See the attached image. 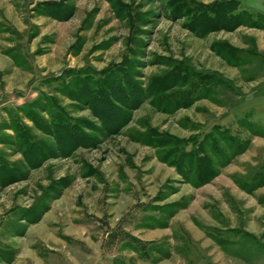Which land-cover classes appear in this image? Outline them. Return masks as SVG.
Here are the masks:
<instances>
[{
	"label": "rangeland",
	"instance_id": "obj_1",
	"mask_svg": "<svg viewBox=\"0 0 264 264\" xmlns=\"http://www.w3.org/2000/svg\"><path fill=\"white\" fill-rule=\"evenodd\" d=\"M0 264H264V0H0Z\"/></svg>",
	"mask_w": 264,
	"mask_h": 264
},
{
	"label": "trees",
	"instance_id": "obj_2",
	"mask_svg": "<svg viewBox=\"0 0 264 264\" xmlns=\"http://www.w3.org/2000/svg\"><path fill=\"white\" fill-rule=\"evenodd\" d=\"M247 16H250L249 13L248 14L247 13L246 14H241L240 16H238V19L239 20H234L235 18H230L229 21H228V24H232L233 25V24H235V21H236V24L237 25L245 24L246 23L245 20L248 21V19L246 18ZM203 18H204L203 20H202V18H199L197 20H195V19L191 20V23L189 25H187L188 26V29L191 30V31H193V32H195V33H198V34H202L203 35V34H206L207 32H209L210 27H208V25L211 24V26H213V22L215 23L218 20V19H216V20L214 19L213 21H209V20H207L206 17H203ZM223 23H224V21H223ZM248 25H250V24H248ZM197 73L198 72L194 71V74H192V75H198V77H199V74L200 73H198V74ZM205 76H202V79L201 78H199L198 80L196 79L195 82H193L191 80V77H189V78L187 77V81H189V85H191L192 87H191L190 92L187 91V93H185L183 96L187 95L188 97H185L181 102H177V103L175 102V100H172L170 102L171 105L168 106L167 108H163V109H165V110H174V109H177V108H185V107L191 106L197 100L210 98L209 96H210L211 89L208 87V84L209 83L206 81L205 82V85H204L201 81L203 79H210V80H212V79H214L215 76L214 75H211V76H209V78H207V77L205 78ZM176 78H178V75H172V81L171 80L170 81L169 80L165 81L164 87L166 86V88H170V87L171 88H174L172 86H175L177 84L178 85L179 84H185L184 83L185 82V80H184L185 78L181 82H180V78H178V80ZM201 84H203L204 86H206L207 89L204 90V87H203V89H202L203 91H201L200 89H199V91H197V89L196 90L195 89L193 90V86L194 87L195 86H198V85L201 86ZM115 90H118V89H115ZM127 90H128V92L130 91L131 94L133 93V96H132V98L130 100L131 101V105H133V103L135 102V100L137 98L140 97L141 99H143V97L144 98H145V96L146 97H150L149 94H153V91H151L148 94H146V92L143 89H137V90L134 89L135 92L132 90V88H128ZM118 91L120 92L121 90H118ZM137 93H138V95H137ZM101 94L100 93H97L96 91H94V92H91L90 93V96L93 98V96L96 95L98 98H101L104 101L108 99V96H110V93H105V91H103ZM191 94H193V95H191ZM111 95H112V93H111ZM134 97H135V99H134ZM153 98H156V97H153ZM117 123H116V125H117L118 128L123 125V121H120L119 124H117ZM75 133L79 136V139H80L81 138L80 133L79 132H75ZM226 162L227 161H225L224 163H226ZM224 163L221 164V165H224ZM209 180H210V178L206 179L205 181L201 180V182H199V180H198V181H196L193 184H197L198 185V184L206 183Z\"/></svg>",
	"mask_w": 264,
	"mask_h": 264
}]
</instances>
